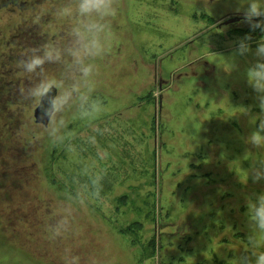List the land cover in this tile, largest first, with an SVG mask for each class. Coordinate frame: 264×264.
<instances>
[{
  "label": "rangeland",
  "instance_id": "rangeland-1",
  "mask_svg": "<svg viewBox=\"0 0 264 264\" xmlns=\"http://www.w3.org/2000/svg\"><path fill=\"white\" fill-rule=\"evenodd\" d=\"M66 2L0 0V264H236L264 251L247 240V201L264 193L248 177L264 160L246 143L260 111L245 78L256 58L236 55L239 40L250 35L254 52L264 33L220 25L247 0H118L93 61L104 111L95 121L74 118L75 106L64 113L76 153L34 122L22 93L39 77L18 63L68 44L74 20L56 15ZM82 168L103 175L101 199L74 206L70 230L50 239L66 197L71 207L88 191L74 179Z\"/></svg>",
  "mask_w": 264,
  "mask_h": 264
},
{
  "label": "clouds",
  "instance_id": "clouds-1",
  "mask_svg": "<svg viewBox=\"0 0 264 264\" xmlns=\"http://www.w3.org/2000/svg\"><path fill=\"white\" fill-rule=\"evenodd\" d=\"M118 12V0H67L56 9V15L71 18L68 36L69 42L65 47L49 43L41 48L30 49L25 58L19 60V66L27 74L35 75L38 80L26 88L23 98L33 103L41 112V121L47 120V135L51 143L64 146L69 153H76L77 147L69 140L64 132L66 121L64 113L75 106L74 118L95 121L104 111L102 101L93 99L92 75L95 69L93 61L105 52L104 36L109 31V18ZM243 22L248 24L251 31L259 30L264 33V4L261 0H247L242 12ZM252 37L246 35L238 41L236 55L246 56L250 52L255 56V62L245 71L249 87L256 94L259 115L254 118L257 124L247 136L246 143L253 149L264 148V36L256 42L253 52ZM46 64L66 65L60 77L43 75ZM244 109V114L248 109ZM98 131V129H97ZM88 143L95 144V136L88 137ZM83 176L88 189L86 195L72 197L71 204L62 203L61 214L54 217L48 225L50 239L62 237L70 230V217L74 206L84 205L87 199H101L103 175L82 168L78 177ZM254 183L264 181V160L257 161L248 172ZM250 234L247 237L249 246L255 250L264 248V193L255 195L247 201ZM78 256H71L66 264H79ZM236 264H264V251H253L252 256H240Z\"/></svg>",
  "mask_w": 264,
  "mask_h": 264
},
{
  "label": "water",
  "instance_id": "water-1",
  "mask_svg": "<svg viewBox=\"0 0 264 264\" xmlns=\"http://www.w3.org/2000/svg\"><path fill=\"white\" fill-rule=\"evenodd\" d=\"M243 20V17L242 16H233V17H229L228 19L222 21L220 23V25L224 26V25H227V24H231V23H234V22H237L239 20ZM32 117H33V120L35 123L37 124H40L42 126H45L47 124V120H43L41 121L40 117H41V112H40V109L35 107L33 112H32Z\"/></svg>",
  "mask_w": 264,
  "mask_h": 264
},
{
  "label": "flooded vegetation",
  "instance_id": "flooded-vegetation-1",
  "mask_svg": "<svg viewBox=\"0 0 264 264\" xmlns=\"http://www.w3.org/2000/svg\"><path fill=\"white\" fill-rule=\"evenodd\" d=\"M241 20V19H240Z\"/></svg>",
  "mask_w": 264,
  "mask_h": 264
}]
</instances>
